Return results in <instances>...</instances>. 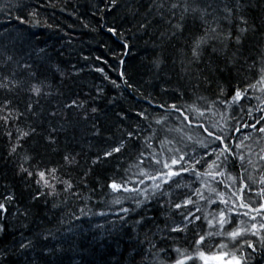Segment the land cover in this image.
<instances>
[{"label": "trees", "instance_id": "1", "mask_svg": "<svg viewBox=\"0 0 264 264\" xmlns=\"http://www.w3.org/2000/svg\"><path fill=\"white\" fill-rule=\"evenodd\" d=\"M185 2L189 6L187 13L183 10ZM173 3L178 4L176 9L171 8ZM240 3L244 8L239 14L247 18L249 26L256 31L250 30L243 43L236 45L240 23L235 11L237 0H117L115 6L111 0H0V83H8L12 89L0 88V105L5 99L12 101L9 106L12 118L0 120V203L5 204V210H0V229H3L0 231V264H175V260L181 258L176 248L194 257L185 264H200L201 252L205 257L222 250L234 254L236 259L252 254L249 264H264V249L259 239L264 232L247 235L257 249L254 254L246 245L241 251L230 242L227 247L220 246L221 237L215 235L219 225L214 220L210 226L208 220L213 215L218 219L223 205H209L193 197L197 203L189 206L192 223L184 221L174 208L170 209L168 200L180 202L185 193L190 194L193 188L200 187L193 175H183L178 180L180 187L175 183L162 186L170 195L158 194L148 200L140 193L114 192L109 187L115 181L128 188H151L150 180L145 179L143 185L136 183L143 177L138 176L139 169L130 165L138 163L141 151L145 157L159 151L158 140L144 139L151 134L148 124L159 128L154 119L165 115L164 108L157 105L176 104L189 116L191 128L189 121H184L178 112L168 116L165 127H183V140L180 133L167 135L174 139L175 147L183 148L188 144L184 151L190 155L194 148L201 154L215 147L201 149L186 139L188 135L196 137L197 134L211 139L203 129L196 127V114L186 110L193 102L205 111V118L199 122L211 120L223 124L220 120L223 113L235 137L229 143H237L251 133L253 139L245 143L253 149L252 158L256 160L257 155L264 154L261 153L264 138L245 126L264 116V112L255 110L260 101L253 98L261 93L249 90L248 98L231 107L227 103L237 86L247 87L246 77H252L253 83L258 78V68L250 72L249 66L259 59L264 49V0H240ZM158 4L163 7L158 9ZM192 7L206 9L209 15L205 19L210 25L200 19L199 12L193 13ZM225 7L233 10L231 24L224 19ZM141 23L144 28L140 27ZM217 23L223 34L232 31V39L210 40L199 60L194 59L195 38L203 36L205 28L216 27ZM176 24L182 25V29H175ZM108 27H115L118 35L108 32ZM9 56L12 59L6 60ZM25 64L31 65V69L25 68ZM57 67L63 75L55 71ZM30 71L36 72L37 77H30ZM5 76L8 81L4 80ZM39 81H44L43 91L49 95L36 97L28 90L32 83ZM14 83L16 87H12ZM221 87L223 96H220ZM198 97H206V100ZM72 99L83 103L84 107L64 108ZM221 100L226 102L220 103ZM213 101L216 102L212 109L216 112L214 116L207 111ZM30 102L36 115L27 110ZM93 107L97 108L96 113H92ZM250 107L254 109L251 117L248 115ZM145 109L149 118L141 120L136 113ZM17 111L21 115L17 116ZM5 115L8 110L0 112V116ZM137 125L144 131L130 141L127 132L134 131ZM29 127L35 128L37 134L22 140L23 147L11 152L12 145L17 144V129L27 131ZM236 127L240 128L239 132L235 131ZM49 134L55 138L54 144L45 141L44 137ZM159 138L163 139L164 134ZM121 140L128 146L121 153L104 159V151ZM148 144L152 147H147ZM25 149L32 156L28 162L22 161ZM65 154L74 156L76 163L65 164ZM98 157L100 160L94 165ZM21 163L33 172L37 164L41 169L56 168L61 183L50 179L54 189L42 183L38 185V177L29 178L19 171ZM143 167L146 171L152 170L147 164ZM241 172L238 166L230 169L235 177ZM248 172L258 179V171L248 167ZM224 179L227 181V176ZM64 180L73 184L70 192L64 191ZM239 187L237 180L236 188ZM219 188L225 190L223 185ZM258 190V184L251 193L245 190V202H258L255 195ZM34 196L37 198L33 199ZM116 200L119 203H115ZM137 200L144 203L137 207ZM235 202L239 204V200ZM197 207L201 210L197 211ZM124 208L130 211L125 213ZM195 216L201 219L196 221ZM137 220L142 223L137 225ZM241 220L250 227L249 217H237L238 223ZM259 222L260 217H257L256 223ZM185 224L187 229L183 232L170 231L172 227ZM200 235L205 236V242L197 245L195 241ZM29 239L34 247L21 250L19 244ZM148 241L156 245L150 252Z\"/></svg>", "mask_w": 264, "mask_h": 264}, {"label": "snow or ice", "instance_id": "2", "mask_svg": "<svg viewBox=\"0 0 264 264\" xmlns=\"http://www.w3.org/2000/svg\"><path fill=\"white\" fill-rule=\"evenodd\" d=\"M111 3L113 6L116 5L117 0H111ZM156 7L162 8L163 4H158ZM178 7V4L173 3L171 4L172 9H176ZM244 8V5L240 3V0H237V6H236V13L237 19L239 20V24L237 25V34L235 36L234 43L236 45H241L243 43V40L247 36L248 32L251 30L253 32L256 31L255 27L249 26V22L247 18H245L242 14V10ZM184 13L189 12V6L187 2L184 4ZM191 11L193 13L199 12L200 13V19L205 22V24H209L210 22L205 19L209 13H207L206 9H200L198 7H192ZM224 12L227 13V15L224 17L228 21L229 24L232 23V16H233V10L230 8L225 7L223 9ZM163 18V17H161ZM183 18V17H182ZM23 23V21H21ZM141 28H144L145 25L141 23ZM175 29H182V25L176 24L173 25ZM220 25L217 23L216 27H207L205 28V34L203 36H198L195 38L193 42L192 47V56L194 59L199 60L200 56L202 55L203 47L209 43L212 39L221 38L223 41H230L232 39V31L229 30L226 34H223L219 31ZM108 32L112 33L113 35H118L117 29L115 27H108ZM210 33L215 35H210ZM175 35V33H173ZM124 47H128V45H124ZM227 49V44H225V50ZM213 52H216L215 47H213ZM41 52L44 50L41 49ZM12 57H6V60H11ZM99 59V58H97ZM121 64L124 63L123 60L120 61ZM158 66V63H157ZM25 68L31 69V65L25 64ZM258 68V78L255 79V82H251L252 77H246L245 79L249 81L247 83V87L241 89L239 86L235 88L234 95L231 97V101L227 102L228 106L231 107L232 105H236L239 101L242 99H246L247 93L249 90H252L253 92L259 91L261 93V96L253 97L260 101L259 104H257L255 110L264 112V106H261L264 104V49L261 50L259 59L257 61H254L252 65L249 66V71L251 72L253 69ZM99 72H102L103 69L97 68L96 69ZM55 71L63 75V72L58 67L55 68ZM124 73H121V76L123 77ZM29 76L32 78L37 77V73L34 71L29 72ZM107 79V77H105ZM8 77L5 76L4 80L8 81ZM113 84H115V81H112ZM125 84H127V80H125ZM17 84L14 83L12 87H16ZM130 86V85H129ZM44 87V81H39L38 83H32L30 89H28L32 95L36 97H40L41 95H49L50 93H45L43 91ZM119 87V85H117ZM0 88H7L9 91L12 89L9 88L8 83H0ZM224 95V88L221 87L220 89V96ZM199 100H206V97H198ZM226 101L221 100L220 103H225ZM12 101L5 99L3 101V104L0 105V112H3L5 110H8V115L0 116V120H9L12 118L11 116V108L9 107L11 105ZM216 102L213 101L212 104L208 106L207 111L212 112V109L214 108ZM83 103H78L76 99H72L70 103H65L64 108L68 110H72L74 108H83ZM157 108H164L165 115L161 116L160 118L154 119L155 125L160 126L159 128H154L152 126V123L148 124V128L151 129V134L148 136H145V141L148 140H158L159 143V151H152L150 153V156L145 157L144 152L141 151L139 153V156L137 157L138 163L134 165H130L131 167H135L139 169L138 176L143 177L141 179H138L136 183H139L143 185L145 183V179L152 181L151 188L145 187L143 189H138L135 186L132 188L125 187L123 183H116L113 181L109 187L114 192L124 191V192H132V193H140L144 196V200H148L149 197L156 198L157 195H170L167 192L163 191L162 186H170V184L175 183L177 187H180V183L178 180L185 174L193 175L196 178V181L199 182L200 187H195L191 190L190 194L185 193L184 198L180 202H174L172 200H168L167 203L171 208H174L176 211V214L182 217L184 221H188L189 223H192V221H189V217L192 216V212L190 209V205H194L197 203V200H194L193 197H197L198 200L206 201L209 205H223L224 208L220 209L218 219L215 215H213L211 220H208V224L211 226L213 224V221L215 220L216 223L219 225V231L215 232V235L218 237H221V247H227L229 246L228 242L231 243V246L233 248H236L238 251H241L243 247L246 245L247 248L252 249V253H256L257 249L255 245L252 243L251 240L247 239V235L250 234L251 236H257L258 233L264 232V164H258V161H264V154H259L256 156V160H254L252 157L254 155L253 149L250 144L245 143V141H250L253 139L252 134L249 133L248 135H245L243 139H240L239 142L230 144L229 141L232 139H235L230 133V130L227 125V120L223 113L220 114V120L224 121L223 124H221L219 121H211L209 120L207 123L199 122V120L205 118V111H202L196 104V102H193L190 105L186 106V110L193 112L196 114L197 118V124L196 127L203 129L204 133L207 134V137H210L211 139H206L199 134H197L196 137H193L192 135H188L186 139L190 141L191 143L197 145L201 149L207 150L210 146L215 145V147L212 148L211 152L204 151L201 154L196 153V149H193V153L190 155L187 151H184V149L188 148V144H184L183 148L175 147L174 146V139H169L167 134H170L172 132L180 133L181 134V140L184 139V129L183 127H176V128H168L165 127L168 116L172 114V112H178L180 116L183 117L184 121H189V116L185 115V112L180 109L176 104H171L168 106L165 105H157ZM27 110L29 112H32L33 115H36V113L33 111V103H28ZM92 113L97 112V108L93 107L91 109ZM218 111V110H217ZM254 109L249 108L248 109V115L249 117L252 116ZM16 115H21L20 112L17 111ZM51 115L55 116L56 113H52ZM136 115L141 120H148V110L145 109L143 112H137ZM212 115H216V112H212ZM87 119V116L84 117ZM123 119V117H122ZM246 127H251L253 132H258L261 134V138H264V116L259 117L255 123L250 125H245ZM188 127L191 128V121H189ZM211 129H215V131H212ZM55 131V129H53ZM144 131V129L140 128L139 125H137V128L134 131L127 132V137L131 141L135 137L139 135L140 132ZM236 132L240 131L239 127H236ZM164 134V138L160 139V135ZM37 134L36 129L33 127H29L27 131L18 128L17 129V144L12 145L11 152H16L17 148L23 147V144L20 143L22 140L28 138L31 135ZM96 134H99L98 132ZM45 141L48 144H54L55 138L49 134L48 136L44 137ZM258 143V141H256ZM128 145H126L124 140H121L118 145L111 147L110 150H106L103 153V158L107 159L108 157L113 156L114 153H121L123 149H125ZM147 147L151 148L152 145L148 144ZM261 153H264V148L261 149ZM170 154V155H168ZM32 159V156L28 154L27 149H25V154L22 157L23 162H28ZM63 160L65 164L72 165L76 163V159L74 156H71L70 154H65L63 156ZM100 160V157L97 158V160L93 161V164L95 165ZM147 164L149 168H151V171H146L143 165ZM188 166H185V165ZM207 165L206 168L204 166ZM247 165V167H246ZM159 166V167H157ZM176 166H179L178 168ZM199 166V168L197 167ZM238 166L242 169V172L239 177L232 176L230 173V169ZM36 170L35 172L29 170L28 168L24 167V163H21L19 171L21 173H26V175L29 178L38 177L36 180V183L40 185L41 183L43 186L48 188H53L54 186L50 183L51 180H55L57 183H61L59 177L56 175L57 169L56 168H48L44 167L41 169L39 165L33 166ZM248 167H251L254 171H258V179L256 175H254L252 172H248ZM200 168H204L203 171L200 170ZM128 171V170H125ZM246 174V176H245ZM227 176V182L224 177ZM220 179H217V178ZM237 180L240 182V187L237 189L236 184ZM245 180L247 182H245ZM194 181L193 183H195ZM62 183L65 185L64 191L70 192L73 188V184L69 180H64ZM259 185V190L255 191V195L259 198L258 202L255 203H246L245 202V190H247L248 193H251L254 191V185ZM219 185H223V188L225 190H220ZM184 187H190V185H184ZM205 192L208 193V195H205ZM239 192V195H238ZM51 195L52 193H48ZM215 197V199L213 198ZM37 197H33V199H36ZM9 200L12 199V197H8ZM239 200V204H237L235 201ZM115 203H119V200L114 201ZM137 207H139L144 201L137 200ZM258 203V206H257ZM231 206L229 207V205ZM163 207V205H161ZM237 209H246L244 212H240ZM0 210H5V204L0 203ZM201 209L197 207V211H200ZM83 211V210H81ZM123 212L127 213L130 210L128 208L122 209ZM254 213V215H253ZM103 215V213H100ZM240 216H247L249 217V220L252 222L250 224V227L245 226L244 221L237 222V217ZM257 217H260L259 224L256 223ZM77 219H79L77 217ZM123 219V217H121ZM194 219L196 221H199L201 217L195 216ZM207 219V217H205ZM126 222V221H125ZM137 225H140L142 222L140 220H137L135 222ZM187 229V224H185L183 227L176 226L170 228L171 232H183ZM3 229H0L2 231ZM71 231V229H69ZM208 235H213V233H208ZM44 239H47V237H44ZM147 239V237H146ZM260 239V246L262 249H264V235L259 236ZM227 241V242H225ZM243 241V243H241ZM151 245V247L148 249V251H151V248H155L156 245L152 243L151 241H148ZM202 242H205V236L200 235L199 239L195 241V244L200 245ZM34 247V243L32 240H28L27 243L21 242L19 244V248L21 250H28L30 248ZM163 251V249H161ZM175 251L178 254H181V258L175 260V264H185V261L193 260L194 257L191 255H188L185 251L184 253H181L180 248H176ZM201 258H204L203 252L200 253ZM253 259L252 254H245L240 256L238 259H235L234 264H249V261Z\"/></svg>", "mask_w": 264, "mask_h": 264}, {"label": "rangeland", "instance_id": "3", "mask_svg": "<svg viewBox=\"0 0 264 264\" xmlns=\"http://www.w3.org/2000/svg\"><path fill=\"white\" fill-rule=\"evenodd\" d=\"M235 259L236 257L234 254L227 253L225 250H222L218 254L200 258V264H234Z\"/></svg>", "mask_w": 264, "mask_h": 264}]
</instances>
